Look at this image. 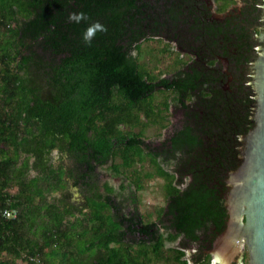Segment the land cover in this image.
<instances>
[{"label": "trees", "instance_id": "obj_1", "mask_svg": "<svg viewBox=\"0 0 264 264\" xmlns=\"http://www.w3.org/2000/svg\"><path fill=\"white\" fill-rule=\"evenodd\" d=\"M261 6L218 20L201 0H0V208L17 209L0 216V264H212L227 175L253 125ZM80 12L88 19L69 20ZM96 22L107 31L88 44ZM150 38L191 61L170 76L148 72L132 52ZM171 105L179 126L147 142L146 126H167ZM54 150L73 165L53 164ZM110 161L134 172L138 191L142 178L166 180L158 221L126 214L107 183L99 190L96 169ZM146 161L155 170L141 169Z\"/></svg>", "mask_w": 264, "mask_h": 264}, {"label": "water", "instance_id": "obj_2", "mask_svg": "<svg viewBox=\"0 0 264 264\" xmlns=\"http://www.w3.org/2000/svg\"><path fill=\"white\" fill-rule=\"evenodd\" d=\"M236 1L241 4L240 0ZM261 9L260 31L255 35L258 40L257 52L250 71L252 74L250 84L254 87L256 98L252 112L253 125L240 138L239 163L227 175L225 203L228 219L224 230L214 239L210 250L212 264L214 260H218V264H242L244 253H247L246 264H264V3ZM224 14L217 13L216 17H223ZM132 53L135 55L134 51ZM220 59L224 65V71L228 73L227 59L221 57ZM170 118L171 123L161 129L163 135L144 139L153 145L159 144L173 128L179 126L181 115L172 105ZM66 165H73L71 158L67 155ZM162 166L173 172V162H162ZM96 176L99 190L101 189L102 192H105V188L101 187L103 183L114 187L117 199L123 201V211L126 214L133 211L135 207L140 213L134 184L122 173L115 172L111 168V161L98 167ZM187 180L185 179V183ZM68 192L70 196L83 197V188L81 185H74L71 179H68ZM178 241L172 244L177 246ZM191 254L192 249L187 250V257Z\"/></svg>", "mask_w": 264, "mask_h": 264}, {"label": "rangeland", "instance_id": "obj_3", "mask_svg": "<svg viewBox=\"0 0 264 264\" xmlns=\"http://www.w3.org/2000/svg\"><path fill=\"white\" fill-rule=\"evenodd\" d=\"M135 56H138L139 62L144 65L148 72L155 74L158 77H165L176 70L183 68L188 62L191 61V57L189 55L181 54L176 49L175 44L169 43L164 39L159 38H150L141 43V49L138 53L137 50H134ZM166 97H172L170 92H166L164 94ZM164 98L162 93H157L155 97V102L159 103ZM166 121L167 125L171 123L170 113H166ZM166 127V126H165ZM164 128V127H163ZM159 127V125H148L146 126L144 132V138H152L156 136L163 135V129ZM121 130L124 128H120ZM128 128L126 127V130ZM140 129L135 128V130ZM51 162L56 166L59 164H66V154L59 153L58 150H54L51 153ZM112 164V161H111ZM140 165V164H139ZM144 171L155 170L154 166H151L149 162L141 163ZM120 173H122L130 182H133L134 172L131 169H126L124 167L120 168ZM139 169V166H138ZM167 170V169H166ZM168 171V170H167ZM35 171L31 172V175H34ZM142 182L144 188L142 190H137L136 185L135 192L137 196L138 206L140 213L145 217V220H156L158 219L157 215L160 209L165 207L166 198H165V183L166 180L162 177L155 175L152 179L142 178ZM16 189H13L12 192L15 193ZM58 195V193H56ZM70 199L75 203H80L83 201V197L80 196H70ZM164 231V230H162ZM166 235L167 232H164ZM174 241H167L166 247H174L172 244ZM246 254V253H244ZM187 256V252H186ZM18 264H26L23 260H18ZM247 263V256L245 259H242V264Z\"/></svg>", "mask_w": 264, "mask_h": 264}, {"label": "flooded vegetation", "instance_id": "obj_4", "mask_svg": "<svg viewBox=\"0 0 264 264\" xmlns=\"http://www.w3.org/2000/svg\"><path fill=\"white\" fill-rule=\"evenodd\" d=\"M210 12L212 19L224 20L226 17L239 16L242 11H250L254 5L263 4V0H240L241 4H238L236 0H201ZM228 3V4H226ZM217 13H225L223 17H216ZM100 167V166H99ZM97 171V169H96ZM108 176V175H106ZM104 188V183L101 186ZM101 191V189H100Z\"/></svg>", "mask_w": 264, "mask_h": 264}, {"label": "clouds", "instance_id": "obj_5", "mask_svg": "<svg viewBox=\"0 0 264 264\" xmlns=\"http://www.w3.org/2000/svg\"><path fill=\"white\" fill-rule=\"evenodd\" d=\"M88 17L85 13H72L69 15V20L75 23H80L81 21L87 20ZM105 26L101 25L99 22L91 24L85 31L83 39L86 43L90 44L93 38L96 36L97 32H106ZM213 264H218V260H214Z\"/></svg>", "mask_w": 264, "mask_h": 264}, {"label": "built area", "instance_id": "obj_6", "mask_svg": "<svg viewBox=\"0 0 264 264\" xmlns=\"http://www.w3.org/2000/svg\"><path fill=\"white\" fill-rule=\"evenodd\" d=\"M0 216L6 218H13L17 216V209L15 208H0Z\"/></svg>", "mask_w": 264, "mask_h": 264}]
</instances>
